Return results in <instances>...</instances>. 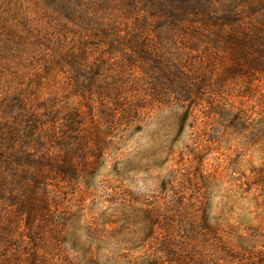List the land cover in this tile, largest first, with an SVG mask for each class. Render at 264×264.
<instances>
[{
  "label": "rangeland",
  "instance_id": "374dc122",
  "mask_svg": "<svg viewBox=\"0 0 264 264\" xmlns=\"http://www.w3.org/2000/svg\"><path fill=\"white\" fill-rule=\"evenodd\" d=\"M143 1L0 0V155L36 113L73 138L26 169L35 242L0 200V264H264V0Z\"/></svg>",
  "mask_w": 264,
  "mask_h": 264
},
{
  "label": "trees",
  "instance_id": "16d2710c",
  "mask_svg": "<svg viewBox=\"0 0 264 264\" xmlns=\"http://www.w3.org/2000/svg\"><path fill=\"white\" fill-rule=\"evenodd\" d=\"M51 1V0H49ZM70 1V0H69ZM157 0H144L143 2H140L139 4L143 7L144 5H147L146 8L144 7L142 10L143 12H147V9L150 8V10L147 12L149 13V16L151 17H156L157 14H159L160 16H162V19H166V20H170V22H178L179 20H181V17H178L175 12L172 11H165L163 10V7L165 6L164 3L160 4L156 3ZM186 3L188 2L189 8L192 9L193 11H196L194 13H198L199 12V8H201V6H199L201 4V0H185ZM160 4V6L158 7V5ZM153 6V7H150ZM162 8V9H161ZM156 11V12H155ZM155 12V13H154ZM163 12V13H161ZM187 15V13H186ZM150 17V18H151ZM149 18V17H148ZM228 19V17H227ZM142 53L147 54L146 56H143V60H149V59H153L150 58L152 56V54H149V52H145V50H141V52H139V54L141 55ZM158 63V62H157ZM226 111H222L221 113L223 114V116L226 115L225 113ZM46 116H41V115H37L33 114V116L27 117L26 120L21 119V124H27L28 125V133L24 134L25 136H22V140L25 141L24 146L22 148V150H24V148L26 149V154L25 156L21 157H17L16 159L10 155H8L7 157L4 155H0V164L4 165V167L7 168V170L9 171L8 174L9 176H4L1 175L0 177V200L3 202V207L5 206V208H9V207H15L19 218H23V224H24V229L26 232V237L30 238L33 240V242H35L38 239V235H40L41 232V228L39 225L40 222V215L39 212H44L47 210V208H43L41 209V207L38 205L40 203V198H38V193L40 192V187L43 186V182L41 180V177H39L37 175V173L35 175H31L28 174L26 169L28 170V168H32V166L37 169L40 170L42 168L45 167V165L47 164L48 161H45L44 159H37L34 156V152H39L38 154H40V152L43 153L44 151H49L50 148L52 147H56V148H62V147H66L67 149H70V141L73 140L72 136H68L67 138H65V142H60L57 143L55 140V136L51 133H49L48 128H44L45 126V122L42 124V119H45ZM23 120V121H22ZM69 120V121H68ZM238 120V118H237ZM66 123L68 124V128H69V132L73 133L76 132L77 130V125L79 124V121L76 120L75 117H73L72 119L67 118V120H65ZM233 125H240V122H236V120L234 121ZM1 126V124H0ZM4 126V124H3ZM8 128H6L10 134L9 136V140L14 144L16 142V138L13 136L15 135V132L13 133V129L12 127L8 126ZM5 135V134H3ZM71 135V134H70ZM54 140V141H53ZM67 141V142H66ZM7 141L5 140V143ZM10 143V142H9ZM54 143H56V145H53ZM58 146V147H57ZM51 151V150H50ZM6 154V153H5ZM71 154V153H69ZM12 159L14 162H12ZM70 163L66 162V164H64V166H61L57 171V173H59L62 178L66 179V180H70L74 177V175H76V172L72 169L70 170V168H68ZM17 165H20L19 167H23L25 168L23 171H26L23 174H19V176H15L18 180L17 181H11L12 176L11 173L14 172L15 174V168ZM49 165V163H48ZM66 165V166H65ZM50 166V165H49ZM29 172V170H28ZM5 173V172H4ZM22 173V171H21ZM5 178H4V177ZM20 177H24L20 178ZM23 179V180H22ZM28 180L30 182H32V184H30V187H32V189H30L32 196H37L36 198H34L32 200V198H26L27 194L26 191H28V185H24L23 182L25 180ZM22 182V183H21ZM25 198V199H23ZM1 208V209H2ZM5 211V210H4ZM1 210H0V214H1ZM1 217V215H0ZM39 217V218H38ZM207 223V221H206ZM8 258V257H7ZM7 263H10L11 260H7ZM40 261V255L37 254V252L31 257V262L32 264H38V262Z\"/></svg>",
  "mask_w": 264,
  "mask_h": 264
}]
</instances>
